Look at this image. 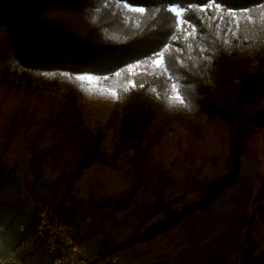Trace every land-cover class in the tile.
I'll use <instances>...</instances> for the list:
<instances>
[{
    "label": "trees",
    "instance_id": "1",
    "mask_svg": "<svg viewBox=\"0 0 264 264\" xmlns=\"http://www.w3.org/2000/svg\"><path fill=\"white\" fill-rule=\"evenodd\" d=\"M115 1L0 0V26L6 37L0 52L6 53L8 61L0 67V184L11 165L6 153L18 135L27 140L33 163L54 174L51 182L58 203L46 205L69 223L60 206L72 198L83 166L101 163L131 170L135 183L118 194L105 216L114 215L143 184L149 185V200L133 214L124 237L110 242L106 251L110 253L148 241L161 228L209 209L223 189L236 183L241 156L256 159L249 142L251 129L264 126V0H119L142 8L129 19ZM174 4L185 9L181 30L168 8ZM165 45L163 60L177 95L163 75H131L125 68L135 61H149ZM18 67L96 74L119 71L111 76L120 98L117 106L129 107L119 153L99 152L104 135L99 127L89 143L78 146L74 95L59 98L43 93L40 87H31L26 72L19 77ZM127 80L131 85L126 89ZM190 113L209 114L223 122L228 153H212L201 123L191 120L184 162L189 167L200 163L192 177L198 198L181 203L162 221L148 225L167 206L164 193L170 174L160 161L164 125ZM115 121L112 113L104 124L106 130ZM48 130L52 139L43 161L40 156L35 160L39 141ZM28 170L26 180L34 183L38 173L30 169L28 174ZM250 229L251 225L246 234ZM247 239L241 250L242 264H264V247L252 257L255 246L251 237ZM29 256L36 257L34 253ZM43 256L40 252L38 258Z\"/></svg>",
    "mask_w": 264,
    "mask_h": 264
},
{
    "label": "rangeland",
    "instance_id": "2",
    "mask_svg": "<svg viewBox=\"0 0 264 264\" xmlns=\"http://www.w3.org/2000/svg\"><path fill=\"white\" fill-rule=\"evenodd\" d=\"M114 4L122 9L126 19L130 18L132 12H142L141 7L125 1L116 0ZM168 8L176 15L178 29H183L182 15L185 9L177 4ZM199 8L206 9V6ZM192 29L195 31L196 27ZM5 41L1 25L0 45ZM167 48L168 45H165L149 61H135L127 64L125 68L131 75L138 72L163 75L171 82L173 94L177 95V87L174 83L172 86L173 77L165 68L163 60V53ZM157 60H161L159 65L155 63ZM7 62L6 53L0 52V67ZM15 72L19 77L22 72H26L31 87H40L43 93L59 98L74 95L78 110L76 118L79 120L74 141L78 146L89 143L92 133L99 127L104 131L98 147L99 152L111 155L122 149V124L129 107L117 106L120 98L111 76L119 71L96 74L18 67ZM130 85L131 80H127L124 88L127 89ZM112 113H115L116 121L106 130L104 124ZM191 120L201 123L206 145L212 153L220 156L228 153L226 127L222 121L215 120L209 114L190 113L177 122L165 124L160 161L170 174L164 193L167 206L148 225L162 221L181 203L198 198L192 177L200 163L189 167L184 162ZM51 134L52 131L48 130L46 136L39 141L38 152L33 156L35 160L40 156L43 161L44 150L52 139ZM249 142L251 148L256 150L253 156L256 159L241 156L236 183L223 189L209 209L197 210L161 228L150 240L114 252L117 262L108 264H242L241 250L248 241L247 236L251 237L255 246V250L250 253L253 257L259 248L264 247V126L253 125ZM31 156L27 140L18 135L10 151L6 153L5 158L11 165L0 184V201L6 205L0 206V223L12 218L25 223L28 230L32 229L36 212L41 205L52 206L58 203L57 192L51 182L54 174L35 161L33 163ZM29 168L38 173L34 183L26 180L29 179V176H25ZM135 180V174L123 166L118 168L92 163L82 167L72 189V198L60 208L66 211L63 214L77 228V238L89 243L93 253L110 254L106 252L110 249V242L124 237L133 214L148 202L150 188L148 184H143L136 189L131 200L122 204L114 215L105 216L118 194L126 193ZM249 225L251 229L246 234ZM17 235L11 230L6 238L15 241Z\"/></svg>",
    "mask_w": 264,
    "mask_h": 264
},
{
    "label": "built area",
    "instance_id": "3",
    "mask_svg": "<svg viewBox=\"0 0 264 264\" xmlns=\"http://www.w3.org/2000/svg\"><path fill=\"white\" fill-rule=\"evenodd\" d=\"M17 231L19 238L12 246L2 243V235L8 229ZM23 222L12 219L0 223V264H108L116 263L114 253H93L89 243L75 235L76 227L61 219L48 205H41L32 229ZM44 256L39 259V253ZM34 253L36 257H30ZM38 254V255H37Z\"/></svg>",
    "mask_w": 264,
    "mask_h": 264
},
{
    "label": "crops",
    "instance_id": "4",
    "mask_svg": "<svg viewBox=\"0 0 264 264\" xmlns=\"http://www.w3.org/2000/svg\"><path fill=\"white\" fill-rule=\"evenodd\" d=\"M10 220H12V218H10V219H8L7 221H5V222H1V223H7L8 221H10ZM16 220V219H15ZM11 230H13V231H15L16 233H17V231L15 230V229H13V228H11L10 227V229H8L5 233H3V235H2V238H3V241H2V243L4 244V245H6L7 246V244H11V243H14V242H16L17 241V239L15 240V241H9V239L8 238H6V236H7V234L9 233V231L11 232ZM18 234V233H17ZM18 236L19 235H17V238H18ZM7 239V240H6ZM15 244V243H14ZM13 245V244H12ZM7 247H9V246H7Z\"/></svg>",
    "mask_w": 264,
    "mask_h": 264
},
{
    "label": "snow or ice",
    "instance_id": "5",
    "mask_svg": "<svg viewBox=\"0 0 264 264\" xmlns=\"http://www.w3.org/2000/svg\"><path fill=\"white\" fill-rule=\"evenodd\" d=\"M155 63L159 65L161 63V60H157Z\"/></svg>",
    "mask_w": 264,
    "mask_h": 264
}]
</instances>
